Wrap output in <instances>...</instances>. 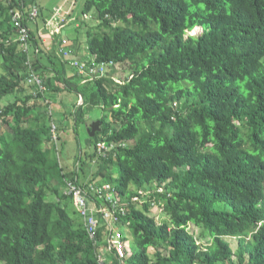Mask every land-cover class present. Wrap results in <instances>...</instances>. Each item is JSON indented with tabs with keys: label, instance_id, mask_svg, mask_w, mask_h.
<instances>
[{
	"label": "trees",
	"instance_id": "obj_1",
	"mask_svg": "<svg viewBox=\"0 0 264 264\" xmlns=\"http://www.w3.org/2000/svg\"><path fill=\"white\" fill-rule=\"evenodd\" d=\"M31 9L0 0V264H98L100 248L119 264L105 251L107 226L92 240L61 192L92 182L81 183V161L66 170L53 140L64 125L49 97L62 91L77 94L76 128L90 125L87 108H103L91 146H120L108 159L86 157L100 161L96 179L121 172L118 225L137 250L133 264H264V0H86L82 15L95 13L96 24L80 21L74 52L130 71L121 83L68 75L30 29ZM12 11L39 54L20 50ZM31 70L46 91L27 84Z\"/></svg>",
	"mask_w": 264,
	"mask_h": 264
},
{
	"label": "built area",
	"instance_id": "obj_2",
	"mask_svg": "<svg viewBox=\"0 0 264 264\" xmlns=\"http://www.w3.org/2000/svg\"><path fill=\"white\" fill-rule=\"evenodd\" d=\"M60 13L61 11L57 10L56 16L59 23L56 22V24L52 23L50 25V28L53 29L54 27L52 35H59L63 25L61 27H58V25L68 22V20L65 21V19L61 18ZM39 14V9L34 7L27 18L29 21L35 22L39 18ZM12 15L14 25L18 29L15 42L19 43L20 50L28 54L31 52L39 54L40 49L32 46L29 29L22 22L24 15L19 12H13ZM63 43L67 44V41H62L59 49L60 58L65 63V66H71L75 69L78 75L83 78L82 83L84 84L108 76L107 69L116 67L112 62H98L94 56L81 62L75 52L66 49V45ZM30 62L31 59L29 58L27 64L31 68ZM116 82L121 83L120 80H116ZM27 84L43 92L47 90L44 78L32 70L27 79ZM52 132L53 140L58 141V132L55 126L52 128ZM121 145L125 146L124 144ZM117 147L118 144L116 143L99 142L96 145V152L98 157L106 158ZM68 187L67 193L72 195L73 204L77 213L82 217L90 238L95 241L100 226L106 225L109 234L105 251H113L118 263L124 264L128 257L126 254V242L124 240L125 234L121 230L122 226L118 225V222L121 217L126 216L127 207L119 198L115 187L109 183H90L87 187H82L74 182L68 183ZM139 199L140 197L137 196L133 200L138 201ZM98 264H106L102 252L98 254Z\"/></svg>",
	"mask_w": 264,
	"mask_h": 264
},
{
	"label": "rangeland",
	"instance_id": "obj_3",
	"mask_svg": "<svg viewBox=\"0 0 264 264\" xmlns=\"http://www.w3.org/2000/svg\"><path fill=\"white\" fill-rule=\"evenodd\" d=\"M86 0H26L27 8H33L37 7L40 11V18L39 20L45 21L48 18H52L56 21H58V17L56 16L57 9H62L60 16L62 19H65V21L68 20V24L65 26V30L63 31V37H72L75 38V36L79 37V31L76 26L78 24V21L85 20L87 21L90 26H94L96 24V16L95 13H91L87 16L82 15V8ZM65 23H61L58 25V27H61ZM81 24V23H79ZM85 32V29H81V36ZM62 32H60L61 34ZM203 33V30L200 27L195 28L192 32H190L189 36H199ZM38 35V34H37ZM47 35V34H46ZM45 38H48L47 36ZM55 39L54 36H51V41ZM72 40V39H70ZM56 42V41H55ZM85 42L86 37H82V46L85 48ZM47 43H50V41ZM75 44V46H74ZM68 50L75 51L77 48V43L74 42L70 44V46L65 47ZM58 49H56V54L58 56ZM83 52V55H85V49L81 50V53ZM87 57L82 56L79 61H86ZM66 72L68 75H73L75 72V69L71 66H66ZM130 72V71H129ZM129 72L122 73L117 66L115 68L110 67L107 69L108 77H113L119 80L125 79L128 75H130ZM52 94H50L51 96ZM51 101V111L53 113V117L55 122L60 126L63 124V134L61 136V133H58V137L61 141V146L59 144L60 149V159L66 168L67 171H72L74 166L78 164V162H82V170L79 171V179L81 183L87 182L90 183L91 181L94 182H103L105 179L101 176L99 178H95L94 174L95 171L99 172L100 168V161H98L96 164H93L92 161L86 157L87 154H91L95 151V148L90 145V134L88 132L89 126L92 124L95 126V124L100 123L102 117H104L105 112L102 107H89L86 109L88 119V123L80 124L77 128L75 127V117L72 114L74 111V106L72 102H77V94L74 93H68L67 91H62L61 94L55 93V95H52V97H49ZM13 99V98H12ZM81 104V102H79ZM100 125V124H99ZM62 130H60L61 132ZM58 139V140H59ZM62 147V148H61ZM81 158V160H80ZM113 178L111 181H109L114 186H117L119 184V178L121 176V172L114 168L112 170ZM61 192H67L65 188L61 189ZM49 200H55L56 197L53 194H49ZM70 213L73 217H78L75 215L76 208L74 204L71 205L69 208ZM159 216V221H165L166 217L165 214H163L161 211H157ZM157 215V216H158ZM126 230V229H125ZM196 239H200L203 230L200 228H197L196 226L192 225L189 230ZM231 245L235 248L238 245L237 239H231L230 240ZM201 243H204V245H207L206 241H202ZM137 250L134 248V246L131 244V241L128 240L126 244V254H127V260L124 264H133V260L130 259V257L135 254ZM130 259V260H129ZM112 261V259H110Z\"/></svg>",
	"mask_w": 264,
	"mask_h": 264
},
{
	"label": "crops",
	"instance_id": "obj_4",
	"mask_svg": "<svg viewBox=\"0 0 264 264\" xmlns=\"http://www.w3.org/2000/svg\"><path fill=\"white\" fill-rule=\"evenodd\" d=\"M34 8V7H33ZM32 8V9H33ZM32 9H31V11H32ZM57 10H60V11H62V9H57ZM57 12V11H56ZM56 20H54L53 19V17L50 19V18H48L47 20H45L44 22L43 21H41V20H39V18L35 21V22H32V21H29V27H30V29L32 30V31H35V33H37L38 34V37L40 36V38H41V40H42V42L45 44V46L48 48V49H50L52 52H54V54H56V49H58L57 51H58V57H57V62L58 63H60L61 64V62H62V60H61V58H60V56H59V49H60V47H61V45H62V41H67V44H65V43H63V44H65L66 46H70V44H72V43H74V42H76L77 41V36H75V38H72V37H63V31L65 30V26L68 24V22L65 24V25H63V27H62V29H61V34H59V35H56V34H54V35H52V31L54 30V27H53V29L52 28H50V25L52 24V23H54V24H56ZM57 23H59V22H57ZM79 23H81L80 21H78V24H76V26H77V28H79ZM58 25V24H57ZM55 28H57V27H55ZM47 34V35H46ZM48 37V38H45V37ZM51 36H54L55 37V39L53 40V42L51 41ZM62 39V40H61ZM70 39H72V40H70ZM47 41L49 42L50 41V43H47ZM56 41V42H55ZM74 46H75V44H74ZM40 49V48H39ZM57 55V54H56ZM83 55H82V53L81 54H77V57H78V59L80 58V57H82ZM88 58H90V57H87V59ZM59 59V60H58ZM62 64H63V62H62ZM64 65V64H63ZM66 66H64V68H65ZM75 73V72H74ZM81 102V101H80ZM82 104V103H81ZM80 105V104H79ZM61 133V136H62V134H63V130L60 132ZM95 173H96V171H95ZM100 182V181H99Z\"/></svg>",
	"mask_w": 264,
	"mask_h": 264
},
{
	"label": "clouds",
	"instance_id": "obj_5",
	"mask_svg": "<svg viewBox=\"0 0 264 264\" xmlns=\"http://www.w3.org/2000/svg\"><path fill=\"white\" fill-rule=\"evenodd\" d=\"M190 33V32H189ZM188 33V34H189ZM62 60V59H61ZM62 62H63V60H62ZM63 64H64V66H65V63L63 62ZM66 68V67H65ZM75 73H77L76 71H75ZM113 78V77H112ZM115 80H119V79H116V78H114ZM121 82H122V80H121ZM118 83V82H117ZM81 103H83V99L81 98ZM92 125V124H91ZM103 142V141H102ZM112 143H114V142H112ZM98 144V143H97ZM119 145V144H118ZM124 145L125 146H123L122 145V147H126L127 146V144L126 143H124ZM120 146H118L117 148H115L113 151H115V150H117L118 148H119ZM95 152H96V146H95ZM112 153V152H111ZM111 153H109V155L111 154ZM96 154H97V152H96ZM109 155L106 157V158H102V157H97L98 159H100V160H103V159H108L109 158ZM97 156H98V154H97ZM91 183H99V184H103V182L102 183H100V182H96V181H94V182H91ZM104 183H107V182H105L104 181ZM109 184H111V183H109ZM113 185V184H112ZM114 186V185H113ZM158 211H160V210H158ZM159 216H161V215H158L157 217H159ZM121 230L123 231V233L125 234V236H126V232H125V230H123L122 228H121ZM126 242V244H127V242L128 241H125ZM100 252H102V254H103V257L105 258V260H106V257H105V253H104V250H103V248H100L99 249V251H98V254L100 253ZM98 257V256H97ZM107 262V261H106ZM126 262V261H125Z\"/></svg>",
	"mask_w": 264,
	"mask_h": 264
},
{
	"label": "water",
	"instance_id": "obj_6",
	"mask_svg": "<svg viewBox=\"0 0 264 264\" xmlns=\"http://www.w3.org/2000/svg\"><path fill=\"white\" fill-rule=\"evenodd\" d=\"M99 124L101 125V123H99V122H98V124H95V126L92 125V131L89 130V133L91 132L90 133L91 136L94 135L95 131L98 130V128H100Z\"/></svg>",
	"mask_w": 264,
	"mask_h": 264
}]
</instances>
